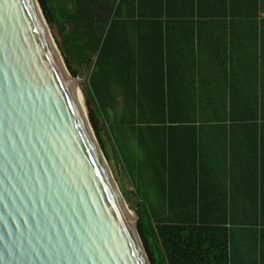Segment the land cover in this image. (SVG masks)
I'll use <instances>...</instances> for the list:
<instances>
[{"label": "trees", "instance_id": "1", "mask_svg": "<svg viewBox=\"0 0 264 264\" xmlns=\"http://www.w3.org/2000/svg\"><path fill=\"white\" fill-rule=\"evenodd\" d=\"M37 1L48 24L58 29L59 49L73 77L79 76L74 64H93L86 93L94 107L91 123L107 158L104 137L134 187L132 194L121 189L137 213L151 264H231L233 238L246 221L264 227V177L260 185L257 178L248 211L233 209L232 192L216 196L208 190L214 165L204 154L203 126L225 118L179 114L170 96L171 67L155 65L173 56L145 48L142 41L153 35L164 39L170 29L226 27L224 21L236 17L256 21L260 6L224 2L216 13L209 0ZM156 75L159 81H147Z\"/></svg>", "mask_w": 264, "mask_h": 264}, {"label": "water", "instance_id": "2", "mask_svg": "<svg viewBox=\"0 0 264 264\" xmlns=\"http://www.w3.org/2000/svg\"><path fill=\"white\" fill-rule=\"evenodd\" d=\"M76 86L92 113L38 1L0 0V264H151Z\"/></svg>", "mask_w": 264, "mask_h": 264}, {"label": "crops", "instance_id": "3", "mask_svg": "<svg viewBox=\"0 0 264 264\" xmlns=\"http://www.w3.org/2000/svg\"><path fill=\"white\" fill-rule=\"evenodd\" d=\"M209 2L217 5L216 13L222 11L224 2L257 3L260 14L256 21L223 20L226 27L222 23L214 28L170 29L166 38L153 35V39H143L142 46L166 49L173 56L167 63L155 65L171 67L170 96L178 102L179 114L225 118V122L203 126L204 154L214 165L208 190L216 196L223 190L233 193V209L248 211L252 210L257 178L260 185L264 177V0ZM149 80L159 81L160 76ZM143 91L148 93L145 87ZM254 116L259 119L250 120ZM229 117L248 120L230 123ZM231 264H264L261 222L247 220L235 235Z\"/></svg>", "mask_w": 264, "mask_h": 264}, {"label": "rangeland", "instance_id": "4", "mask_svg": "<svg viewBox=\"0 0 264 264\" xmlns=\"http://www.w3.org/2000/svg\"><path fill=\"white\" fill-rule=\"evenodd\" d=\"M52 28L54 30V33L56 35L57 40L60 41V35L58 33V29L56 28V26H52ZM93 60H94V58L92 57L91 62ZM73 66H74V68L79 70V76L75 77V78H80L82 80L83 90L85 91V93L89 92L90 91L89 77H90V73H91L93 64L91 63L90 66H84V65H81V64H74ZM83 100H84V104H85L86 110L88 112V115L90 117V115L94 114V107H93V105L91 103L90 108L92 110V113H90L89 112L90 109H88V106H87L85 98ZM103 136H104V133H103ZM104 139H105V141L107 143V148H108V151H109L110 160L107 158L106 155L105 156H106L107 161H108V163H109V165L111 167V170L113 172V175H114V177L116 179V182H117V184L119 186V189H120L121 193L123 194V191H122V189H123V190L128 191L129 193L132 194L133 191H134V187L130 183V179L125 175V172L123 171V167L120 165L121 163H119V161L114 156L112 145L108 143L107 137H104ZM104 154H105V152H104ZM123 196H124V194H123ZM124 198H125V196H124ZM125 200H126V198H125ZM135 200H136V198L133 197L132 202L134 203ZM131 205L133 206V204H131ZM131 205L129 204L130 208H131ZM131 210H132V208H131ZM132 211H134V210H132Z\"/></svg>", "mask_w": 264, "mask_h": 264}, {"label": "bare ground", "instance_id": "5", "mask_svg": "<svg viewBox=\"0 0 264 264\" xmlns=\"http://www.w3.org/2000/svg\"><path fill=\"white\" fill-rule=\"evenodd\" d=\"M76 88H78V86H76ZM78 90H79V93H80L81 97L84 99V97H83V95H82V93H81V91H80L79 88H78ZM83 99H82V100H83ZM83 102H84V100H83ZM84 105H85V104H84ZM131 219H132V221H133V223H134V222H135V217L132 216Z\"/></svg>", "mask_w": 264, "mask_h": 264}]
</instances>
